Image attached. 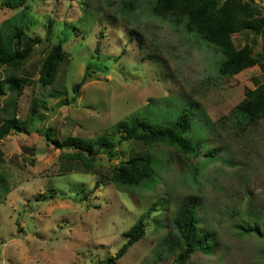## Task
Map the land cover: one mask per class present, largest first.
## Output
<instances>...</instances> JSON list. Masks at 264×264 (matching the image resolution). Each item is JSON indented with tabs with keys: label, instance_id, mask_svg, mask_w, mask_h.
Wrapping results in <instances>:
<instances>
[{
	"label": "rangeland",
	"instance_id": "rangeland-1",
	"mask_svg": "<svg viewBox=\"0 0 264 264\" xmlns=\"http://www.w3.org/2000/svg\"><path fill=\"white\" fill-rule=\"evenodd\" d=\"M155 1L27 0L11 9L0 0V33L22 24L41 39L27 70L1 68L0 76L32 83L2 95L0 106L9 113L16 104L25 119L32 96L41 97L46 108L28 128L51 127L60 140L106 136L115 148L86 169L62 158L73 146L55 149L34 131L0 139V264H103L139 219L143 235L112 264H175L185 244L173 219L184 196L193 197L196 225L182 264H264V118L247 125L235 110L245 89L264 83V71L255 65L220 75L214 47L155 15ZM251 37L247 29L231 34L237 48ZM57 42L67 57L41 87L38 67ZM253 54L264 57V27ZM88 63L97 67L75 94ZM183 111L191 114L185 138L192 153L113 127L138 115L164 124ZM121 160L150 173L120 187L110 175Z\"/></svg>",
	"mask_w": 264,
	"mask_h": 264
},
{
	"label": "trees",
	"instance_id": "trees-1",
	"mask_svg": "<svg viewBox=\"0 0 264 264\" xmlns=\"http://www.w3.org/2000/svg\"><path fill=\"white\" fill-rule=\"evenodd\" d=\"M257 0H156L152 12L155 15L166 17L173 22L182 23L186 31L196 34L206 43L212 45L220 54L218 63V73L222 76L232 77L242 70L258 65L264 71V57H256L253 54L254 46L257 44L258 36L262 34L264 27V8L256 2ZM27 0H2L1 5L11 9L23 8ZM250 30L251 40L237 48L231 38L232 33L242 30ZM49 32V31H48ZM45 39V38H44ZM48 39H46V42ZM41 42L39 37L33 39L25 33L22 24L16 25L13 29L0 33V66L8 73L17 72L32 57L36 45ZM98 42L95 52H98ZM48 51L38 67V77L36 82L41 87L50 85L55 77L59 63L66 58L62 43L49 44ZM97 66L88 63L85 66L82 79L75 83L72 91L76 94L82 84L91 75L92 69ZM31 81L25 77H15L4 75L0 79V92L6 88L17 95L20 94L24 85ZM35 82V81H34ZM32 83V82H31ZM46 100L32 96L28 108V116L25 119L17 117V107L7 112L0 123V139L10 132L34 131L42 135L46 141L51 142L55 149H63L65 146H73L71 151L62 154V158L78 160L86 169L92 168L94 159L99 152L104 151L108 156L115 154L113 143L106 136H99L90 141L76 136H67L65 139H58L51 127H29L32 125L36 114L46 108ZM238 118L247 124L256 123L264 118V83L256 85L254 88H247L244 91L243 99L235 107ZM7 113V114H6ZM191 125V114L185 111L179 113L177 117L167 123H159L150 120L145 116L138 115L130 123L121 120L113 124L117 130L126 132V137L132 135L144 140L146 143L163 142L174 145L183 153H192L193 148L189 147V141L185 135ZM125 135H120L119 141L126 139ZM198 144V143H197ZM194 144H192L193 146ZM195 148L197 145H194ZM149 166L140 165L135 160L120 161L113 167L110 175L111 181L118 186L136 185L143 177L149 175ZM47 193V191H46ZM50 197L47 193L43 196L46 200ZM195 203L192 196H184L180 200L174 215V223L178 233L185 244L180 252L175 264H182L187 256L194 250L192 234L195 227L194 220ZM144 233L142 220L139 219L125 233L126 240L118 248L115 255L102 260L103 264H112L115 259L124 255L128 247L135 243Z\"/></svg>",
	"mask_w": 264,
	"mask_h": 264
},
{
	"label": "crops",
	"instance_id": "crops-1",
	"mask_svg": "<svg viewBox=\"0 0 264 264\" xmlns=\"http://www.w3.org/2000/svg\"><path fill=\"white\" fill-rule=\"evenodd\" d=\"M32 59H33V57L30 58L29 61H27V62L25 63V65H24L20 70H21V71H25V70H27L28 67H29V62L32 61ZM1 68H2V67L0 66V70H1ZM23 77H24V76H23ZM37 77H38V73H37ZM2 78H4V75H1V76H0V79H2ZM25 78H26V77H25ZM0 90H1V89H0ZM3 92H4V93H2V91L0 92V97H1L2 95H3V96H7L6 93L9 92V91H8L6 88H4ZM5 108H6V107H5L4 104L2 103L1 106H0V112H2V114H4L3 110H4ZM17 117H19V116H18V113H17ZM0 123H1V122H0Z\"/></svg>",
	"mask_w": 264,
	"mask_h": 264
}]
</instances>
